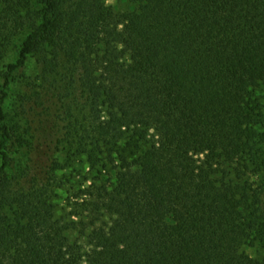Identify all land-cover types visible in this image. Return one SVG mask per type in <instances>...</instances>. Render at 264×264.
I'll use <instances>...</instances> for the list:
<instances>
[{"label":"trees","instance_id":"16d2710c","mask_svg":"<svg viewBox=\"0 0 264 264\" xmlns=\"http://www.w3.org/2000/svg\"><path fill=\"white\" fill-rule=\"evenodd\" d=\"M134 2L0 0V57L22 35L0 86V264H264V0ZM30 59L33 104L89 175L62 214L48 172L12 157L3 105Z\"/></svg>","mask_w":264,"mask_h":264},{"label":"rangeland","instance_id":"374dc122","mask_svg":"<svg viewBox=\"0 0 264 264\" xmlns=\"http://www.w3.org/2000/svg\"><path fill=\"white\" fill-rule=\"evenodd\" d=\"M105 4L117 13L129 12L136 6L134 0H105ZM21 36L14 38L4 55L0 57V86L6 66L14 60ZM37 70L35 60L30 59L25 68L13 74L3 105L5 123L19 136L12 154L16 168L29 164L35 170H46L48 172L46 182L53 187H60L53 194L52 202H58V212L62 214L68 212L66 200L67 196L72 194V188L82 187L84 184L82 178L89 175L86 163L80 159L74 161L70 152L63 149V145L58 142L60 137L58 129L61 128L62 123L59 122L54 127L52 118L46 115V109L42 110L32 102ZM253 98L260 107L261 119H264V86L253 92ZM55 110V107L51 106L49 112L53 114ZM47 157L56 158L60 167L55 171L48 169L45 165ZM251 172L246 171L247 178L251 177ZM248 253L257 258L264 255V251L259 248L249 249Z\"/></svg>","mask_w":264,"mask_h":264}]
</instances>
